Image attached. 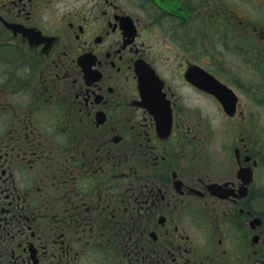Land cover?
<instances>
[{
  "label": "flooded vegetation",
  "instance_id": "af4514ba",
  "mask_svg": "<svg viewBox=\"0 0 264 264\" xmlns=\"http://www.w3.org/2000/svg\"><path fill=\"white\" fill-rule=\"evenodd\" d=\"M160 1L0 0V264H264V20ZM207 21L260 50L258 80L150 45ZM182 85L213 123L184 131Z\"/></svg>",
  "mask_w": 264,
  "mask_h": 264
},
{
  "label": "rangeland",
  "instance_id": "374dc122",
  "mask_svg": "<svg viewBox=\"0 0 264 264\" xmlns=\"http://www.w3.org/2000/svg\"><path fill=\"white\" fill-rule=\"evenodd\" d=\"M235 4V10L237 12H244L247 13L249 17L256 19L264 20V16H262L259 12H264V6L262 5L261 8H258L257 4L252 5L253 8H251L248 4L244 3H237L236 0L232 1L231 4ZM260 9V11H259ZM237 19V18H235ZM259 19V20H260ZM236 22L239 21V19L235 20ZM264 25V23L262 22ZM262 28V27H261ZM213 29H216V27H213ZM211 23L209 21L206 22V24L201 25V29L195 30V29H185L182 28V34L174 36L178 39H172L168 43L169 49H172L174 51H161L159 48H161L162 42L159 40L156 44L152 41H150V45H153V51L156 53H161V59H176L175 53L176 50L181 51L182 53V64L184 61L188 60L191 62H199L203 61L206 65L204 66L205 69L211 70V67L218 66L219 71L222 69H228L231 75L235 76H245L247 75L250 77L249 81H256L257 75L254 76V68L251 65V61L248 62L246 58L253 59L254 57L260 56V50L259 49H248L243 48L242 43V32L241 31H235L232 35L228 36L227 42H224L222 38L223 35L220 36V41H218L217 34L213 31ZM218 31H223L222 29H219ZM147 40L153 39V37H147ZM149 42V41H148ZM178 45H182V47H179ZM181 59V58H180ZM167 60V61H168ZM246 61V62H245ZM203 63V64H204ZM208 63V64H206ZM176 63L173 62L172 65ZM248 65L250 67H248ZM195 65L188 66L184 71V78L188 79V72L189 69L193 68ZM230 67V68H229ZM233 67H237L238 69L233 70ZM254 76V77H252ZM252 77V78H251ZM251 83L250 86H252L254 83ZM258 85L256 86V88ZM182 92V114L186 117L184 120L182 118V124L184 131L188 130L187 127H189V122H192L193 124L197 123L201 119L202 124L213 123L216 116V110L214 105L208 101L205 100L197 95L195 91L192 89H187L182 85V89L180 90ZM201 116V118H200ZM189 117V121L187 119ZM257 119H261L262 115L258 114L256 116ZM197 130V129H196ZM182 131V134L183 132ZM196 132V131H194ZM184 135V134H183ZM210 139V138H209ZM97 254L93 255V258H95ZM104 259H98L93 260V262L98 261L102 262Z\"/></svg>",
  "mask_w": 264,
  "mask_h": 264
},
{
  "label": "water",
  "instance_id": "95a60500",
  "mask_svg": "<svg viewBox=\"0 0 264 264\" xmlns=\"http://www.w3.org/2000/svg\"><path fill=\"white\" fill-rule=\"evenodd\" d=\"M195 69V68H194ZM190 76L195 78L197 75H196V72L194 73H190ZM193 81V80H192ZM193 83L195 84V81H193ZM211 91V90H210ZM233 104V102L231 103V105ZM231 105H229V102L225 101L224 102V108L225 110L227 111L229 109V107H231Z\"/></svg>",
  "mask_w": 264,
  "mask_h": 264
},
{
  "label": "bare ground",
  "instance_id": "6f19581e",
  "mask_svg": "<svg viewBox=\"0 0 264 264\" xmlns=\"http://www.w3.org/2000/svg\"><path fill=\"white\" fill-rule=\"evenodd\" d=\"M166 8H171V6H170V5H167ZM211 82H212V81H211Z\"/></svg>",
  "mask_w": 264,
  "mask_h": 264
}]
</instances>
